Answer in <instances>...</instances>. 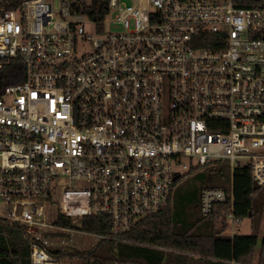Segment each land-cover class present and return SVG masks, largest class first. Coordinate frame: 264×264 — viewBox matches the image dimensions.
I'll list each match as a JSON object with an SVG mask.
<instances>
[{
    "label": "built area",
    "instance_id": "1",
    "mask_svg": "<svg viewBox=\"0 0 264 264\" xmlns=\"http://www.w3.org/2000/svg\"><path fill=\"white\" fill-rule=\"evenodd\" d=\"M240 159L264 186V0H0V221L23 226L18 264H61L76 229L59 212L106 215L93 235L112 237L164 209L182 171ZM222 202L232 234V191L201 189L203 216Z\"/></svg>",
    "mask_w": 264,
    "mask_h": 264
},
{
    "label": "trees",
    "instance_id": "2",
    "mask_svg": "<svg viewBox=\"0 0 264 264\" xmlns=\"http://www.w3.org/2000/svg\"><path fill=\"white\" fill-rule=\"evenodd\" d=\"M188 172H197L204 186L232 191L233 213L239 219L250 218L252 232L225 233L228 224L222 214L230 208L228 202L217 203L210 215H202L186 226L180 222L179 213H174L170 196L164 209L141 218L120 234L99 238L89 249L66 246L54 252L59 257L65 254L76 257L83 264H228L231 259L245 264H252L254 260L256 264H264V234L258 241L264 186L254 187L249 166L237 165L231 169L227 160H221ZM204 186L191 194L197 203ZM56 221L89 234H110L106 215L74 218L59 212ZM28 258L29 241L23 226L1 220L0 264H18Z\"/></svg>",
    "mask_w": 264,
    "mask_h": 264
},
{
    "label": "rangeland",
    "instance_id": "3",
    "mask_svg": "<svg viewBox=\"0 0 264 264\" xmlns=\"http://www.w3.org/2000/svg\"><path fill=\"white\" fill-rule=\"evenodd\" d=\"M194 162L195 161H193V163ZM237 164L244 165L245 160L240 159L237 161ZM74 185L75 182L72 181V186ZM204 185L205 182H202L198 178L197 172L189 173L188 171H182L181 178L175 181L171 195V206L174 213H179L181 216L180 222L182 224L187 226L191 222H194L196 218L202 217L199 202L197 203V200L191 194ZM235 232L240 234H249L252 232L248 217L240 219L239 223L235 227ZM225 233L231 234L228 228L225 229ZM64 238L68 244L66 246L78 250L89 249L99 239L93 234L80 233L77 230L73 231L71 234H66ZM60 261L61 264H83L80 259L76 257L70 258V256L66 254L60 257ZM252 264H256L255 260Z\"/></svg>",
    "mask_w": 264,
    "mask_h": 264
},
{
    "label": "crops",
    "instance_id": "4",
    "mask_svg": "<svg viewBox=\"0 0 264 264\" xmlns=\"http://www.w3.org/2000/svg\"><path fill=\"white\" fill-rule=\"evenodd\" d=\"M263 234H264V207H263V213H262V218H261L260 227H259V241L261 240V237L263 236Z\"/></svg>",
    "mask_w": 264,
    "mask_h": 264
},
{
    "label": "water",
    "instance_id": "5",
    "mask_svg": "<svg viewBox=\"0 0 264 264\" xmlns=\"http://www.w3.org/2000/svg\"><path fill=\"white\" fill-rule=\"evenodd\" d=\"M254 187H257V185L254 183Z\"/></svg>",
    "mask_w": 264,
    "mask_h": 264
}]
</instances>
